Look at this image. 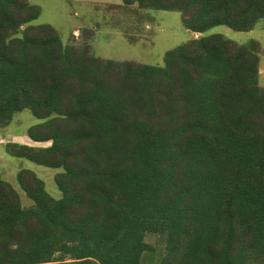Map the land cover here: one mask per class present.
<instances>
[{
  "label": "trees",
  "instance_id": "obj_1",
  "mask_svg": "<svg viewBox=\"0 0 264 264\" xmlns=\"http://www.w3.org/2000/svg\"><path fill=\"white\" fill-rule=\"evenodd\" d=\"M175 10L202 33L163 65L101 60L64 44L30 0H0V125L29 109L31 145L9 154L59 168L0 172V264H264V87L249 31L264 0H121ZM24 25V26H22ZM147 233L164 234L155 262Z\"/></svg>",
  "mask_w": 264,
  "mask_h": 264
},
{
  "label": "rangeland",
  "instance_id": "obj_2",
  "mask_svg": "<svg viewBox=\"0 0 264 264\" xmlns=\"http://www.w3.org/2000/svg\"><path fill=\"white\" fill-rule=\"evenodd\" d=\"M39 4L41 12L32 23H49L57 29L64 44L76 51L89 50L98 59L132 61L163 65L164 53L202 33L187 29L182 24V15L175 10L139 9L136 4L128 8L121 0H30ZM24 26V25H22ZM220 32L236 43L255 39L260 46L259 84L264 87V18L249 31H237L226 25H215L205 34ZM40 121L29 109L17 111L6 125H0V172L18 191L23 205L31 203L17 182V173L22 168L34 171L45 182L47 191L60 197L53 175L59 168L37 164L26 158L7 152L9 142L31 145H48L35 142L27 136V128ZM155 254L143 253L144 262H155L164 251V234L147 233ZM65 264V263H63Z\"/></svg>",
  "mask_w": 264,
  "mask_h": 264
}]
</instances>
